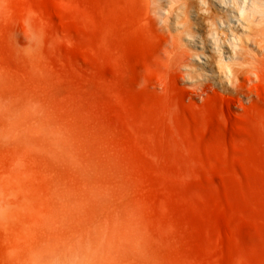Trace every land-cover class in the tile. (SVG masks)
Here are the masks:
<instances>
[{
	"label": "rangeland",
	"instance_id": "rangeland-1",
	"mask_svg": "<svg viewBox=\"0 0 264 264\" xmlns=\"http://www.w3.org/2000/svg\"><path fill=\"white\" fill-rule=\"evenodd\" d=\"M143 5L0 0V264H264V56L196 89Z\"/></svg>",
	"mask_w": 264,
	"mask_h": 264
},
{
	"label": "bare ground",
	"instance_id": "bare-ground-1",
	"mask_svg": "<svg viewBox=\"0 0 264 264\" xmlns=\"http://www.w3.org/2000/svg\"><path fill=\"white\" fill-rule=\"evenodd\" d=\"M138 1L166 37L171 66L196 89L236 90L260 71L264 0Z\"/></svg>",
	"mask_w": 264,
	"mask_h": 264
}]
</instances>
